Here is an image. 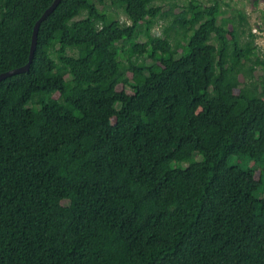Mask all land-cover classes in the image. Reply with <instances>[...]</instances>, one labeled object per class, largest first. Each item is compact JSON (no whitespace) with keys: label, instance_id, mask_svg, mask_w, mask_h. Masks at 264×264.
<instances>
[{"label":"trees","instance_id":"obj_1","mask_svg":"<svg viewBox=\"0 0 264 264\" xmlns=\"http://www.w3.org/2000/svg\"><path fill=\"white\" fill-rule=\"evenodd\" d=\"M53 1L0 0V73ZM155 1L61 0L0 80V264H264L256 34Z\"/></svg>","mask_w":264,"mask_h":264},{"label":"rangeland","instance_id":"obj_2","mask_svg":"<svg viewBox=\"0 0 264 264\" xmlns=\"http://www.w3.org/2000/svg\"><path fill=\"white\" fill-rule=\"evenodd\" d=\"M187 0H156V5H161L165 10L169 8L170 3L181 6ZM229 3V6H225V14L227 16L237 15L238 12H243L247 15L249 26L252 31L256 34V37L253 39L248 35L249 29L247 28V32L244 35L238 33V31H234V34L239 38L243 44L249 45L251 43L258 44L260 47V51L264 55V19H263V11H264V0H226ZM205 3H209L208 0H204ZM100 7H104L107 12L112 17H118L122 21L126 20L125 13L123 9L117 7L111 3V0H103L102 3L99 2ZM179 11V9L177 10ZM164 20H160L157 26L154 28V33L160 34ZM235 21L230 23V26L233 27L235 25ZM172 34H175L172 31ZM144 37H141V40H144ZM182 40H178L174 43V45L178 46ZM262 73L261 68H258L255 72V75L258 76ZM241 80H244L243 74L240 75ZM255 149V147H254ZM255 154L258 155L257 150L255 149Z\"/></svg>","mask_w":264,"mask_h":264},{"label":"water","instance_id":"obj_3","mask_svg":"<svg viewBox=\"0 0 264 264\" xmlns=\"http://www.w3.org/2000/svg\"><path fill=\"white\" fill-rule=\"evenodd\" d=\"M61 0H54L53 3L45 10V12L41 15V17L37 20L35 26H34V31H33V36H32V43H31V50H30V57L29 61L21 66L17 67L14 69H11L9 71L0 73V80L4 79L7 76H11L13 74L21 73L28 71L30 69V64L32 62L36 47H37V40H38V32H39V27L42 23V21L52 12L54 9L57 7V5L60 3Z\"/></svg>","mask_w":264,"mask_h":264},{"label":"built area","instance_id":"obj_4","mask_svg":"<svg viewBox=\"0 0 264 264\" xmlns=\"http://www.w3.org/2000/svg\"><path fill=\"white\" fill-rule=\"evenodd\" d=\"M260 33H262V34H263L264 32H260Z\"/></svg>","mask_w":264,"mask_h":264}]
</instances>
